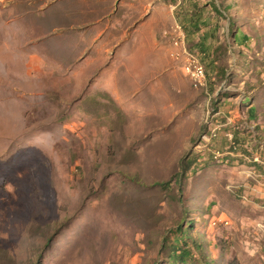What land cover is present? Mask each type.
<instances>
[{
    "label": "rangeland",
    "instance_id": "374dc122",
    "mask_svg": "<svg viewBox=\"0 0 264 264\" xmlns=\"http://www.w3.org/2000/svg\"><path fill=\"white\" fill-rule=\"evenodd\" d=\"M0 264H264V0H0Z\"/></svg>",
    "mask_w": 264,
    "mask_h": 264
},
{
    "label": "built area",
    "instance_id": "2783aa9c",
    "mask_svg": "<svg viewBox=\"0 0 264 264\" xmlns=\"http://www.w3.org/2000/svg\"><path fill=\"white\" fill-rule=\"evenodd\" d=\"M173 37H183L182 32L173 31ZM185 71H187L188 79L192 81V78H199L200 84L205 83L203 74L199 70L198 66L192 64L181 65ZM207 129H212V137H209L208 142H201L199 140L198 144H201L203 156H212L215 154H227L238 156L241 158L239 153V146L236 143V134L233 133L232 128V116L223 112V110L215 109V115L212 118L210 125ZM255 176L257 177V167H254Z\"/></svg>",
    "mask_w": 264,
    "mask_h": 264
},
{
    "label": "bare ground",
    "instance_id": "6f19581e",
    "mask_svg": "<svg viewBox=\"0 0 264 264\" xmlns=\"http://www.w3.org/2000/svg\"><path fill=\"white\" fill-rule=\"evenodd\" d=\"M172 31L182 32V34H183V31L179 27L178 28L177 27L172 28ZM183 36H184V34H183ZM172 41L175 43V47H176V52H174V54H173L174 59L177 61H180L182 65L192 64L194 66L199 67V70L203 74V77L206 81L204 84H200L199 78H192V83L194 84L195 88L203 91L205 93L206 97L211 100V95H210L209 89H208V80H207V76H206V70H205L204 66L201 64L199 57L197 55L187 51V48L185 47L186 46L185 36H184V38L183 37H174L172 39ZM183 71L188 76L187 71H185L184 69H183ZM210 100L208 102V107H210V105H209ZM213 112H215V111H213ZM210 137H212V129L210 130ZM218 157H221V156H218Z\"/></svg>",
    "mask_w": 264,
    "mask_h": 264
},
{
    "label": "crops",
    "instance_id": "0c3cea01",
    "mask_svg": "<svg viewBox=\"0 0 264 264\" xmlns=\"http://www.w3.org/2000/svg\"><path fill=\"white\" fill-rule=\"evenodd\" d=\"M224 102V101H223ZM248 115H249V118H251L252 120H256V118H257V114H258V109L255 107V105L254 104H250L249 106H248ZM221 109L223 110V112L224 113H226V114H229V115H236L237 114V111L236 110H234V111H231V110H229V106H226V105H224L223 104V106H221ZM254 125V124H253ZM254 127H255V125H254ZM256 128V127H255ZM256 130H257V128H256ZM236 139H238V135H237V133H236ZM259 150H255V154L253 155V157L254 158H260L259 157ZM258 154V155H257ZM261 158H263V157H261ZM259 172V171H258Z\"/></svg>",
    "mask_w": 264,
    "mask_h": 264
},
{
    "label": "trees",
    "instance_id": "16d2710c",
    "mask_svg": "<svg viewBox=\"0 0 264 264\" xmlns=\"http://www.w3.org/2000/svg\"><path fill=\"white\" fill-rule=\"evenodd\" d=\"M193 54H195V55H198V57L200 58V60H201V57H200V55L197 53V52H194V51H191ZM203 64V63H202ZM204 65V64H203ZM210 92V91H209ZM211 94V93H210ZM218 100H219V98H218ZM216 103H217V101H216ZM215 108H217V107H215ZM250 123H252L251 122V120L249 119L248 120ZM253 125V124H252ZM254 126V125H253ZM178 252V253H177ZM188 255H189V252L188 251H186L185 249H181L180 251H178V249H174L173 250V256L176 258V260L178 259V260H180V258L182 259V260H185L186 259V257H188Z\"/></svg>",
    "mask_w": 264,
    "mask_h": 264
}]
</instances>
